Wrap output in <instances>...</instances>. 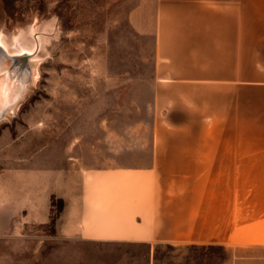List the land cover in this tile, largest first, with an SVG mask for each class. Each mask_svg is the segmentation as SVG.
Listing matches in <instances>:
<instances>
[{"label":"crops","instance_id":"1","mask_svg":"<svg viewBox=\"0 0 264 264\" xmlns=\"http://www.w3.org/2000/svg\"><path fill=\"white\" fill-rule=\"evenodd\" d=\"M154 33L149 150L132 165H55L60 185L79 183L53 192L60 231L264 247V0H156Z\"/></svg>","mask_w":264,"mask_h":264},{"label":"rangeland","instance_id":"2","mask_svg":"<svg viewBox=\"0 0 264 264\" xmlns=\"http://www.w3.org/2000/svg\"><path fill=\"white\" fill-rule=\"evenodd\" d=\"M155 12L156 0H0L2 43L40 58L34 84L0 119V264H264V247L60 231L65 201L53 192L69 199L79 183L60 185L55 165L62 173L102 159L132 165L149 150ZM34 173L42 182L35 204Z\"/></svg>","mask_w":264,"mask_h":264},{"label":"bare ground","instance_id":"3","mask_svg":"<svg viewBox=\"0 0 264 264\" xmlns=\"http://www.w3.org/2000/svg\"><path fill=\"white\" fill-rule=\"evenodd\" d=\"M35 51L36 50H28L24 49L22 46H19L15 52H10L0 40V56H2V58H8L7 56H12L15 58L24 55L27 57V61L29 64V68L24 69V71L16 70V72L12 68V73H10L7 68L8 66H5V68L0 69V110H2L9 101H13L17 97L19 91L25 87L24 81L27 76L31 77V82L27 86V91L31 88V86L37 79L38 63L40 61V58L35 55ZM21 99L23 100V96ZM19 103L20 102L16 103V105H13L12 107H9L6 110L7 117H9V115L14 112L15 107Z\"/></svg>","mask_w":264,"mask_h":264},{"label":"water","instance_id":"4","mask_svg":"<svg viewBox=\"0 0 264 264\" xmlns=\"http://www.w3.org/2000/svg\"><path fill=\"white\" fill-rule=\"evenodd\" d=\"M7 57L8 58H5V57L2 58V56H0V69H3V68H5V66H8L7 68L9 70V72L12 73V68L14 71H16V70H19V71L23 70L24 71V69L29 68V64H28L26 56L23 55V56L15 57V58L12 56H7ZM9 59H12V60H9ZM30 82H31V77L27 76L25 81H24L25 87L19 91L17 97L13 101H9L7 103V105L2 110H0V119L3 117H7L6 116V110L9 107H12L13 105H16V103L20 102V99L22 98V96H24L25 93L27 92V86L29 85Z\"/></svg>","mask_w":264,"mask_h":264}]
</instances>
